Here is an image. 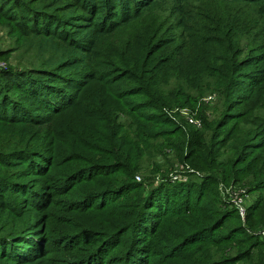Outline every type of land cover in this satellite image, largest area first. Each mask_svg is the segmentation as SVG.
<instances>
[{
	"label": "trees",
	"instance_id": "1",
	"mask_svg": "<svg viewBox=\"0 0 264 264\" xmlns=\"http://www.w3.org/2000/svg\"><path fill=\"white\" fill-rule=\"evenodd\" d=\"M0 17L23 37L25 53L36 57L0 67V215L19 211L23 222L27 218L17 231L0 233L6 261L67 264L55 253L69 246L79 252L85 233L93 230L83 227L56 242L38 225L44 216L30 217L20 207L34 203L30 185L41 177L46 179L40 184H48L55 174L46 169L57 159L49 154L52 135L44 122L85 101L84 117L98 122L109 159L92 161L81 152L88 161L67 181L56 179L73 184L113 172L131 179L112 190L84 193L79 201L86 207L114 193L111 198L126 208L125 218L122 229L93 230L95 247L68 264H158L157 239L165 223L179 215H189V222L171 233L169 246L183 251L175 256L187 254L184 264H264V238L248 230L255 223L227 225L225 215L239 219L238 209L216 215L210 210L219 208L210 195L205 204L191 201L204 187L209 193L219 178L243 183L247 174L264 173V139L249 141L264 122V66L243 71L264 61V0H0ZM96 80L117 88L109 89L117 104L89 100ZM213 94L216 114L208 115ZM196 105L198 112L188 115L200 124L178 109L177 118L169 112ZM145 147L153 148L151 158L173 153L194 167L191 174L195 169L209 173L200 176L197 191L167 174L142 189L147 180L135 174L143 167ZM55 188H47L45 201H53L52 192L60 189ZM238 230L244 233L236 236ZM234 245V253L228 252Z\"/></svg>",
	"mask_w": 264,
	"mask_h": 264
},
{
	"label": "rangeland",
	"instance_id": "2",
	"mask_svg": "<svg viewBox=\"0 0 264 264\" xmlns=\"http://www.w3.org/2000/svg\"><path fill=\"white\" fill-rule=\"evenodd\" d=\"M22 41L23 37L21 38L17 35V33L11 32L10 26L7 24L6 20L0 17V67L10 64L17 65L20 63H28L29 61H35L34 59H36V57L34 55L29 56V54L25 53L26 47L24 48L21 46ZM258 65L264 66V61L255 62L251 65L249 64L243 71H245L244 73L246 74L247 71L249 72ZM93 84V88L90 90L94 91V93L92 94V98L89 97L90 101L97 103L103 101L106 105L117 104L118 100L111 94V92H109L110 88H112L114 92L117 88L108 84L103 85L102 87V82L97 80L93 81ZM124 84L125 83L120 85L121 88L125 87L126 84ZM215 95L213 103L208 102V105H206V112L209 113L208 115H214L213 113H215L214 108L218 102V97ZM104 97L107 99L104 100ZM190 107L191 106H178L169 112L170 115L172 116L173 114L175 118L178 117V113L175 112L177 109L180 110V113L186 117L191 111L194 114L198 112V105H196L193 110ZM203 107H205V105ZM86 108L87 102L82 101L77 105V107L61 115L60 118L51 120L47 119L44 122L48 130L51 131L50 133L52 135V142H49V154H54L57 159L54 165L50 166L49 164L46 169L55 171V174H53V178L48 184L46 183L41 185L40 183L45 182H42V180L46 179V177H41L42 180L37 181L38 183L30 185V187L35 188L30 192L32 193L31 196L34 199V203L29 205V209H26L29 206H26L25 202L20 205L21 208L25 209L24 211L32 213L30 217L41 215L45 217L44 222H41L38 225L39 227L46 228L44 235L53 236L54 239L57 240L56 242H58V240L61 242L62 239L71 235L73 232H77L83 227L93 230L103 229L105 231L117 228L118 230L122 229L123 220L125 218L123 211L125 212L126 208H119V205L117 204L122 200H113L111 197L114 196V193L104 194V198H100V200H96L97 198L94 199L93 205L88 207L81 204L79 200L88 190L92 189L93 191L102 188H104L105 191L112 190L113 186L120 183L121 180L131 179L126 172H113L110 174L103 173L98 175L94 174V176L88 180L80 183L75 182L73 184H65V182H61L60 178L56 179L58 176L64 181H67L72 171L74 172L75 169L80 167L79 165L88 161L82 158L81 152L87 154L92 161L99 162L109 159V153L107 151V147H105L108 145L107 138L97 130L98 122L96 119L93 117H84V110ZM260 124L259 128L250 134L249 141L260 139L261 142L264 139V128H261L262 126H260ZM229 125L230 124H227L225 127H228ZM123 132L124 130H122L121 133ZM262 142H264V140ZM144 149L142 154V159H144L142 161L143 167L138 169L135 174L137 180H147L141 185L142 189L149 187L153 181L156 183L160 181L161 178H166L165 176L167 174L171 180L186 184L187 186L185 187H189L188 191L191 189L193 191H197L199 183L202 180V177L200 176H205L209 173V170L207 169H195L196 171L191 174V172L194 171V167H191L186 162L180 161L179 158H176L175 154L171 153L170 155H162L158 153L151 158L149 150L152 151L153 148L145 147ZM167 150L169 151L170 149ZM219 179L220 180L214 182V187L209 190V193L207 187H204L202 191L196 192V196H191V201L193 202L196 199V201L205 204L208 202L210 195L214 201V207L219 208L216 212L214 210L210 211L217 215L219 214V211L231 209L232 207L237 208L233 201V199L236 198L235 196L237 193V196L243 198L247 210L244 216L240 214L239 219L233 217L232 213L225 215L227 225L244 223L248 227V225L253 222L257 225V227L254 226V228H251L249 226L248 230L252 233L261 235V237L264 238V181L262 180L264 179V173L258 172L247 174L243 183H235L234 181L226 182L221 178ZM62 184L66 186L64 187V190H61ZM51 185H56L55 189L60 188L59 193L54 190L52 192L54 197L53 201H45L44 195L47 193ZM107 198H109L107 202L101 203V199L105 200ZM130 199L131 197L128 198L127 201H130ZM202 210L204 209H201L200 212ZM249 212L251 215L247 219ZM20 213L21 212L18 211L16 214L8 212V214L6 213L5 215H0V233L8 234L9 232L17 231V229L20 228V226L25 223L27 219L23 218V222L20 218ZM228 216L232 217L227 219ZM188 217L189 215L175 216L170 221L168 220L165 223V229L160 233L156 242V246L159 247V251L158 254H155V259L158 260V264H184L183 262L187 259V254L175 256L183 251L174 252L170 248L171 246H169V241L171 239L170 236H172V232L176 230H184V224L189 222ZM35 226H37V224ZM93 230L85 233L82 239L84 241L82 242L83 247L79 252H77V248L72 249V246L62 247L63 249L58 252V255L55 253L56 257L59 256L60 259L67 260L66 263L68 264L69 261L74 259L85 249L92 246L95 247L97 233H94ZM219 233L220 232H218V234ZM243 233L244 231L238 230L236 232V236L242 235ZM86 240H90V242L88 243ZM58 244L61 245V243ZM1 249L2 245H0V251ZM7 249L10 251L13 250L12 244L9 245ZM235 250V245L227 248V251L230 253H234ZM1 254L2 253H0V264H15V262L6 261ZM35 258L36 255L34 254L32 256V261H34ZM28 263L30 262H26V264ZM45 263L46 262L43 264Z\"/></svg>",
	"mask_w": 264,
	"mask_h": 264
},
{
	"label": "built area",
	"instance_id": "3",
	"mask_svg": "<svg viewBox=\"0 0 264 264\" xmlns=\"http://www.w3.org/2000/svg\"><path fill=\"white\" fill-rule=\"evenodd\" d=\"M209 98H210V97H209ZM188 117H189V115H188ZM189 118H190L191 121H194V122L200 124V119H196V118H193V117H189ZM235 197H236V198H234L233 201H234L235 205L237 206V208H238L240 214H241L242 216H244L245 213H246V210H247V207H246V205H245V203H244V200H243L242 197L237 196V193H236V196H235ZM238 197H239V198H238Z\"/></svg>",
	"mask_w": 264,
	"mask_h": 264
}]
</instances>
